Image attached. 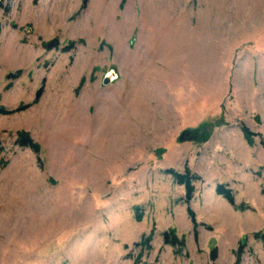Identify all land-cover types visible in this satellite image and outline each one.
Returning <instances> with one entry per match:
<instances>
[{
  "label": "rangeland",
  "instance_id": "374dc122",
  "mask_svg": "<svg viewBox=\"0 0 264 264\" xmlns=\"http://www.w3.org/2000/svg\"><path fill=\"white\" fill-rule=\"evenodd\" d=\"M23 106L0 113V264H264V0H0V109ZM169 168L200 177L189 203Z\"/></svg>",
  "mask_w": 264,
  "mask_h": 264
},
{
  "label": "trees",
  "instance_id": "16d2710c",
  "mask_svg": "<svg viewBox=\"0 0 264 264\" xmlns=\"http://www.w3.org/2000/svg\"><path fill=\"white\" fill-rule=\"evenodd\" d=\"M24 108H27V106L19 107L15 110L7 111L4 108L0 109V113H11L15 111L22 110ZM242 131L244 132V135L246 139L250 142L253 143L252 136L255 134L250 131L249 128L246 126L242 127ZM207 138L205 137L204 133L199 130V129H186L184 130L178 137L179 142H186V141H195V142H201V141H206ZM1 142V141H0ZM16 144L20 147L24 148H30L32 149L38 156L41 154V146L39 143L35 142L28 133L21 132L19 133V136L16 140ZM4 151L3 146L0 143V154ZM168 174H171L174 181L179 184L183 185L186 189V196H185V201L189 203L195 193V185L194 182L197 180H200V177L194 173H191L189 169H187L184 173L178 172L175 169L169 168L166 169L165 171ZM216 192L218 195L222 196L225 198L232 206L238 208L235 200V195L234 192L232 191L231 188H229L225 184H218L216 188ZM239 209H244L243 206L239 207ZM189 213L191 215L192 222L196 224V217L194 215V212L189 209ZM256 238L261 240L264 244V232H258L256 235ZM151 240V237H148L144 240V243L149 244ZM163 240L165 244L171 245L172 247L176 248V252L181 253L183 250V247L185 246V242L183 240H180L176 235L173 230H166L163 233ZM138 244V243H137ZM241 252V250H240ZM215 257V253L214 256ZM239 264V263H237Z\"/></svg>",
  "mask_w": 264,
  "mask_h": 264
},
{
  "label": "water",
  "instance_id": "95a60500",
  "mask_svg": "<svg viewBox=\"0 0 264 264\" xmlns=\"http://www.w3.org/2000/svg\"><path fill=\"white\" fill-rule=\"evenodd\" d=\"M60 45V42L58 39H54L53 41L49 42L47 44V47L49 48H55V47H58ZM8 78H15L16 77V73H9L7 75ZM118 78V74L116 73V71L114 69H111L110 71H108L106 73V75L104 76V79H103V84L104 85H108V84H111L112 82H114L116 79ZM44 93V89L41 87L37 92H36V97H35V100L38 101L42 95ZM246 238L247 236H244L241 241H240V246L239 248L240 249H243L244 248V245H245V242H246Z\"/></svg>",
  "mask_w": 264,
  "mask_h": 264
},
{
  "label": "crops",
  "instance_id": "0c3cea01",
  "mask_svg": "<svg viewBox=\"0 0 264 264\" xmlns=\"http://www.w3.org/2000/svg\"><path fill=\"white\" fill-rule=\"evenodd\" d=\"M114 70H115V69H114ZM115 71H116V70H115ZM107 72H108V71H107ZM107 72H106V73H107ZM116 73L118 74V78H117L114 82H116V81L120 78V74L118 73V71H116ZM105 75H106V74H105ZM105 75H104V76H105ZM103 79H104V77H103ZM114 82H112V83H114ZM112 83H111V84H112Z\"/></svg>",
  "mask_w": 264,
  "mask_h": 264
}]
</instances>
